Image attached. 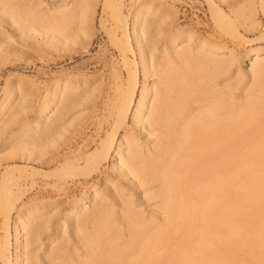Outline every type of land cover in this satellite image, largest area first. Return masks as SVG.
Instances as JSON below:
<instances>
[{
  "label": "bare ground",
  "instance_id": "bare-ground-1",
  "mask_svg": "<svg viewBox=\"0 0 264 264\" xmlns=\"http://www.w3.org/2000/svg\"><path fill=\"white\" fill-rule=\"evenodd\" d=\"M14 1L0 0V15L8 16L6 26L20 29L23 22L35 26L42 21L54 30L76 24L75 37L86 31L89 0H59L53 8L40 11V2ZM207 2L212 20L228 30V15L219 4ZM114 3L112 12L121 24L124 44L129 52L139 54L140 62L127 64L129 76L112 130L95 151L81 158H64L52 174L87 180L112 158L118 180L106 177V192L90 185L65 213L45 202L18 209L25 191L17 193L12 186L18 179L15 171L21 169L7 167L0 179L5 230L0 264H225L236 260L232 250L244 239L249 240L247 253L255 263H263L255 249L264 250V170L257 171L264 165V134L255 128L264 125V46L248 44L239 56L235 49L185 29L167 39L158 30L154 38L149 29L158 22L159 9L150 3L139 5L130 27L123 0ZM260 8L264 14V0ZM258 40H264V34ZM237 63L241 65L235 69ZM244 63L250 65L246 71L241 68ZM228 73L234 83H213ZM246 78L250 86L238 101L234 91ZM90 82L88 78H56L33 120L26 117L23 88L18 83L8 85L0 99V149L12 147L2 158L15 150L39 155L42 140L65 129L67 114L94 98L95 91L87 89ZM129 122L134 130L122 134ZM153 128L157 134L151 145ZM143 137L148 141L143 142ZM241 142H247L249 150L238 155ZM240 170L248 174L237 188ZM120 180L129 182L134 192L155 184L157 191L144 198L160 201L156 210L161 221L145 209L136 210L134 192L124 198L126 189ZM114 192L115 196L107 197L106 193ZM113 198L121 201L120 216L114 212ZM222 249L227 254L217 256Z\"/></svg>",
  "mask_w": 264,
  "mask_h": 264
},
{
  "label": "rangeland",
  "instance_id": "rangeland-1",
  "mask_svg": "<svg viewBox=\"0 0 264 264\" xmlns=\"http://www.w3.org/2000/svg\"><path fill=\"white\" fill-rule=\"evenodd\" d=\"M25 1H29L30 4L42 3L37 9L39 11L46 6L53 8L59 2V0ZM210 1L219 4L228 15L226 24L231 29L226 25L225 28L228 27L231 31H235L233 34L230 31L228 32L229 29L218 27L215 24L211 18L207 0H123V12L128 17L131 27L133 13L139 5L150 3L154 8L159 9L157 17L159 20L149 29V32L152 33L150 35L154 38L158 30L162 32L161 37L167 39L177 30L185 29L194 33L198 38L235 49L239 56L242 55L248 44L264 46V40H258L264 34V14L260 8V0ZM14 2H19V0ZM114 4V0H111L110 3L106 0H89L86 18L88 23L84 26L85 29H83V26L81 27L86 31L83 35L77 37H75L77 34L73 32L78 27L75 23V27L72 25L70 28L65 25L59 26L60 29L55 27L56 31L52 28H46L47 25L45 26L44 22L42 24V21L41 23L38 22L39 24L35 22V26L34 22L29 21L30 23H26L22 21L23 24H27H24L26 28L22 26L19 29L18 26L16 28L15 26H6L8 16L5 15L7 14L0 15V24L4 30V33L0 35V39L4 38L2 41L0 40V99L3 97L4 90L8 85L18 83L24 90V99L27 100L26 117L33 120L39 103L44 99L49 87L56 78L62 76L75 79L88 78L91 82L87 89L90 88L93 89V92L95 91L94 98L91 101H87L84 105L78 106L67 114L64 119V130L62 129V131L42 140V145L38 148L40 156L36 153L33 155L34 157H31L29 153L24 155L19 150H15L9 155L13 159L9 156L2 158V155L8 153L12 146L5 147L2 152L0 149V160L2 159L0 179L7 167H19L21 169V171H15L18 179L12 186V189L17 193L25 191L23 200L18 203V209L24 205L45 202L53 204V209L56 208L65 213L73 200L81 198L84 190L90 185L106 192V186L103 185L106 177L113 181L118 180V177L112 171V158L104 164L98 173L87 180L74 177L68 173L52 174L64 158H81L95 151L101 140L112 130L121 90L125 88L129 76L127 64L132 60L137 63L140 62L139 54H132L124 44L121 24L112 12ZM23 20L26 21V17ZM21 29H23V32L20 31ZM63 34L66 36H63ZM55 36L58 38H54ZM59 36L60 38L63 36L64 41ZM64 37L69 40H65ZM240 65V63H237L234 68L238 69L237 67ZM241 68L246 71L250 68V65L244 63ZM230 73L220 76L213 83L216 84L221 80H223L221 85L234 83V77H231ZM140 77L142 79L141 71ZM249 86L250 83L247 78L238 84L234 91L235 99L238 100V97L244 94ZM262 120L264 121V118ZM153 129L149 141L143 137V142H151V145L154 143L157 133L155 128ZM121 130L123 134L124 131L134 130V128L129 122ZM255 131L264 134V125L256 127ZM252 138H254V135ZM15 143L13 144L15 145ZM248 150L249 144L247 142H241L237 146L238 155L244 154ZM36 155L39 159L36 158ZM32 169L37 172L32 173ZM261 169L264 170V165L258 168L257 171ZM46 174L47 176H44ZM247 174L248 172L241 170L237 173L235 178L237 188ZM32 182L34 186H32ZM120 183L126 189L124 198H127L128 193L134 192L129 182L120 180ZM156 189L155 184H147L138 192H134L135 205L136 210L145 209L148 215L161 221L162 217L156 210L160 205V201L154 198L151 199V196L147 198L148 195L155 193ZM106 195L112 198L115 196V192L106 193ZM144 195L147 197L144 198ZM112 202L115 205L114 212L118 214L117 216H120L121 201L119 198H113ZM114 218H116V215ZM2 223L3 213L0 210V241L5 233ZM173 243H176V239ZM248 244L249 240L244 239L242 245L235 246L232 251L236 256V260L225 264H257L246 251L250 250ZM11 249L14 254V240ZM225 254H227V251L222 249L216 255L224 256ZM255 254L264 259L263 249L256 248ZM210 264L217 263L210 262ZM258 264H264V262Z\"/></svg>",
  "mask_w": 264,
  "mask_h": 264
}]
</instances>
